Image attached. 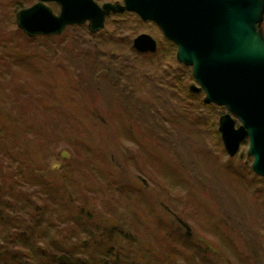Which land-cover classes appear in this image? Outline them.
<instances>
[{
	"label": "rangeland",
	"instance_id": "obj_1",
	"mask_svg": "<svg viewBox=\"0 0 264 264\" xmlns=\"http://www.w3.org/2000/svg\"><path fill=\"white\" fill-rule=\"evenodd\" d=\"M50 6L59 13L56 5ZM8 10V5L0 4V66L32 62L30 84L24 90L28 100L21 105L29 110L34 96L44 97L60 133L53 152L32 142L31 134L26 137L23 148L36 180L62 187L73 200L89 205L98 215L95 224L116 227L122 233L116 247L138 264H264V178L252 169L249 142L244 141L234 157L227 153L219 124L229 111L214 104L207 108L204 92L190 90L197 84L194 77L177 69L178 47L154 22L128 11L111 13L101 31L92 33L88 23L72 25L47 44L45 40L28 47L35 37L19 30L16 21L6 22ZM143 34L156 40L155 52L135 48L134 40ZM79 43L87 47L81 46L84 50L95 49L91 54L95 63L103 65L109 54L116 56L113 65L118 59L129 62L125 64L138 82L124 88L138 87L141 118L135 104L120 106L107 86L101 91L104 100L87 94L91 90L81 86V77H91L97 67L88 69L79 59L70 60ZM14 71L11 87L0 92L5 98L4 90H15L16 96L6 98L10 107L12 100L21 98L16 92L24 93L17 84L26 76ZM187 73L193 75L192 68ZM7 110L12 114L19 109ZM1 116L5 123L12 121L9 114ZM28 121L34 124L37 117L29 114L16 129L24 131ZM240 124L237 120V127ZM15 135L17 142L22 139ZM63 151L73 157L62 156ZM34 185L29 181L31 189ZM174 198L179 201L174 203ZM51 206L52 235L63 229L67 234L70 226L75 242L77 235H86L72 222L78 213L76 203L59 197ZM184 223L191 244L183 238Z\"/></svg>",
	"mask_w": 264,
	"mask_h": 264
},
{
	"label": "water",
	"instance_id": "obj_2",
	"mask_svg": "<svg viewBox=\"0 0 264 264\" xmlns=\"http://www.w3.org/2000/svg\"><path fill=\"white\" fill-rule=\"evenodd\" d=\"M44 2H57V16ZM132 12L154 22L177 45V60L192 68L205 103L225 107L219 131L234 157L249 142L252 169L264 178V0H40L17 14L19 29L29 38L61 35L72 25L104 29L111 13ZM140 52H155L157 42L143 34L134 40ZM236 119H235V118ZM237 120L241 123L237 127Z\"/></svg>",
	"mask_w": 264,
	"mask_h": 264
},
{
	"label": "trees",
	"instance_id": "obj_3",
	"mask_svg": "<svg viewBox=\"0 0 264 264\" xmlns=\"http://www.w3.org/2000/svg\"><path fill=\"white\" fill-rule=\"evenodd\" d=\"M3 17H6L4 19L6 22L14 23L8 12ZM0 18L2 19V15ZM51 37L53 36H40L34 41L28 38L31 41L26 45L28 47H32V43L40 45L45 40L47 44ZM81 46L87 48L81 43L77 44L74 48V55H70V60L79 59L88 69L97 67L91 77L86 78L84 74L81 77V82L84 81L81 86L91 90L87 94L95 95L97 100H104L101 91L107 86L117 97L120 106L131 107V103L135 104V109L139 108V118H141L144 110L143 106H137L139 105V94L136 93L138 87L136 86L134 90L124 88L125 86L130 88L133 81L137 80L138 82L135 73L131 75L129 66L127 67L125 64H129V62L118 59L113 65V58L116 56L109 54L101 65L100 61L95 63L92 59L91 54L95 50L94 48H91L92 52L90 50L88 52ZM31 64L32 62L20 66L19 62L15 61L10 65L0 66V92L2 87H11L14 80L11 71L15 73L14 69L16 68L26 72V76H22V80L17 84V87L22 88L24 92H16L21 98L12 100L11 107L6 98H9L11 93L16 96L14 89L4 90L7 95L5 98H0V264H138L130 255L127 259L125 258L126 255L123 257L122 252L116 247L115 241L122 236L116 227H110L109 224L107 226L95 224L93 219L98 215L89 210V205L80 204L73 200V196L68 190L61 187L60 191L45 180L41 178L36 180L31 175L30 160L23 148L28 134H31L29 138L32 142L44 147L45 152H53L57 148L60 135L59 127L50 118V110L44 97L39 98L31 95L34 98L29 110L24 109L21 105L28 100V95L24 90L30 84L28 72H30ZM176 64L178 70L186 73V76H190L189 79L193 78L191 73H187L191 68L179 64L177 61ZM135 67L134 63L130 65L132 70ZM206 105L207 108H210L209 104ZM8 108L19 110L11 114L7 110ZM2 114L6 117L9 114L12 121H8L10 123L3 122ZM29 114L37 117V122L31 124L28 121L23 126L24 131L17 130L18 123ZM219 114L220 112L217 110V115L219 116ZM15 132L20 135L19 138H22L18 142ZM73 149L76 152L75 146ZM19 152L21 153L17 154ZM64 154H70L71 158L73 157L69 151H63L62 156ZM29 181L35 183L33 189L28 186ZM59 197L65 198L72 204L76 203L78 207V213L73 217L72 222L80 233L86 235H77V242L73 240L74 230L72 226L67 228V234L63 229L57 232L55 236L52 235L55 226L51 222L55 221H50L53 215L49 213L48 208L55 209L51 204L56 202ZM178 201V198L173 200L174 203ZM176 216L178 215L176 214ZM192 219H195L194 216ZM105 220L107 221V219ZM184 226L186 232L183 234V238L188 244H191L192 235L187 223H184Z\"/></svg>",
	"mask_w": 264,
	"mask_h": 264
},
{
	"label": "flooded vegetation",
	"instance_id": "obj_4",
	"mask_svg": "<svg viewBox=\"0 0 264 264\" xmlns=\"http://www.w3.org/2000/svg\"><path fill=\"white\" fill-rule=\"evenodd\" d=\"M3 2L5 3V5L9 6L8 14L10 15V17L13 20L14 23L16 21L15 24L17 25V27L19 29V26H18V23H17V14H18V12H20L22 10H25V9L31 8L32 6H34L37 3H39L40 0H36V2L33 5H28V3L31 2V0H8V1L7 0H0V4H2ZM26 3H27V5H26ZM44 4L47 5L52 10V12L55 15L58 16L61 13V7H60V5L57 2H50V3L44 2ZM49 4L50 5L51 4L56 5L59 8V13L57 14L55 12V10L53 9V7H51ZM111 4H115V3H111ZM37 37H39V36H37ZM37 37H35V38H37Z\"/></svg>",
	"mask_w": 264,
	"mask_h": 264
}]
</instances>
